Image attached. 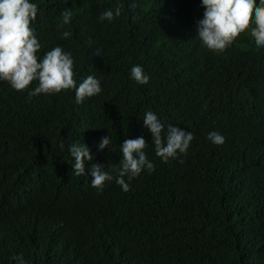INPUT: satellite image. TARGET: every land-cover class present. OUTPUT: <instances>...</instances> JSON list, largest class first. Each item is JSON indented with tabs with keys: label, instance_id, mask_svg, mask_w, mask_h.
<instances>
[{
	"label": "trees",
	"instance_id": "16d2710c",
	"mask_svg": "<svg viewBox=\"0 0 264 264\" xmlns=\"http://www.w3.org/2000/svg\"><path fill=\"white\" fill-rule=\"evenodd\" d=\"M33 2L37 57L59 45L74 78L93 75L101 92L76 104L72 90L29 98L0 81V264L14 254L26 264H264V48L247 29L223 51L204 47L199 0ZM116 6L119 16L98 19ZM135 64L146 84L129 78ZM145 111L192 133L183 163L154 155ZM213 130L222 143L205 138ZM138 136L154 170L128 191L113 180L97 192L72 174L71 143L89 148L87 174L92 163L118 168L120 143Z\"/></svg>",
	"mask_w": 264,
	"mask_h": 264
},
{
	"label": "clouds",
	"instance_id": "9594fccd",
	"mask_svg": "<svg viewBox=\"0 0 264 264\" xmlns=\"http://www.w3.org/2000/svg\"><path fill=\"white\" fill-rule=\"evenodd\" d=\"M134 6V3L129 5L130 8ZM198 6L202 8V16L195 21V36L207 49L223 51L245 29L253 45L257 49L264 48V0H199ZM120 11L119 6L104 10L98 19L111 21L114 16L120 15ZM37 12L38 7L33 0H0V81H6L13 90L26 91L29 98L72 90L75 103L80 104L85 98L99 94L100 80L93 75H87L79 81L74 78L71 53L59 45L37 57L41 44L30 26ZM71 16L70 9L62 10L60 24L67 25ZM60 35L67 38L70 33L63 31ZM129 78L139 85L146 84L149 79L138 64L130 67ZM33 81L36 82L35 86L29 88ZM142 126L150 132L154 155L162 163L170 159L177 160L186 154L193 138L190 131L171 124L163 125L152 111L144 112ZM205 138L213 144L224 140L223 134L214 130L207 132ZM109 144L108 135L102 136L96 149L103 150ZM145 146L143 137L124 139L120 143L122 159L118 168L106 171L103 164L92 163L85 174V162L92 158L90 150L82 142H73L67 149L72 157L71 172L76 176L90 177L89 184L97 192L104 188L106 181L113 180L122 191H128V181L137 177L142 170L149 174L154 170L153 162L144 152ZM178 162L183 163V160L178 159ZM11 259L14 264H26L20 254H14Z\"/></svg>",
	"mask_w": 264,
	"mask_h": 264
}]
</instances>
